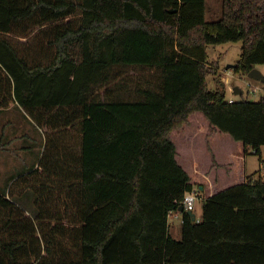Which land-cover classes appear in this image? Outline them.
Returning a JSON list of instances; mask_svg holds the SVG:
<instances>
[{"label":"trees","instance_id":"trees-1","mask_svg":"<svg viewBox=\"0 0 264 264\" xmlns=\"http://www.w3.org/2000/svg\"><path fill=\"white\" fill-rule=\"evenodd\" d=\"M207 9V0H0V111L18 105L58 133L40 168L0 192V264H264V179L238 173L251 150L264 151V97L231 102L207 52L242 42L233 72L264 64V0H222L211 21ZM43 26L55 48L47 62L8 38ZM119 67L158 72L160 90L127 100L112 88ZM233 143L237 166L217 150L228 156ZM209 164L218 185L201 172ZM201 177L200 222L184 210L174 239L169 214Z\"/></svg>","mask_w":264,"mask_h":264},{"label":"rangeland","instance_id":"rangeland-1","mask_svg":"<svg viewBox=\"0 0 264 264\" xmlns=\"http://www.w3.org/2000/svg\"><path fill=\"white\" fill-rule=\"evenodd\" d=\"M221 2L222 0H207V20L211 21L220 18ZM39 33L40 31L28 37L21 38H14L9 35L8 38L16 45L19 52L22 54L26 53L28 57L36 55L40 57L43 62H47L54 56L55 48L49 45L48 39L42 38V34ZM207 52L210 64L212 66L217 62V64H219V68L216 70H218L220 78L222 77L224 85L228 88V98H234L235 100H240L242 98L240 94L231 92L230 89L234 88V86L242 89L244 91V98L250 101H258L264 97V82L253 80L249 78L248 75H236L233 72V67L227 68L229 65H235L240 60L242 42L210 45L207 47ZM256 69L264 76V64L257 65ZM117 74L119 78L112 88L114 87L118 93L124 91L127 100L135 98L137 92L142 89L159 91L162 83L158 72L147 71L141 68L119 67ZM219 76L211 74L208 78L210 89L213 91L220 85L221 80H219ZM105 92L106 89L101 90L99 96L104 97ZM46 129L45 127L40 128L32 116L18 105L0 111V192L10 189L12 184L18 179L24 178L27 174L26 172L32 169L36 163H41L47 141L51 137L57 139L58 134H51V131H47ZM73 133L74 131L70 132L69 138L66 137V139H69L67 143L75 145L78 139L77 135ZM198 149V157L205 161L208 160L209 157L205 155L204 145L202 143L198 145ZM217 150L220 157H222L223 163L226 161H233L232 163H234L235 166H237L239 162L242 163V160H239L241 156L239 152L240 148L234 145V143L228 146V156H223L219 148H217ZM260 156L264 159V151L261 155H257L251 150L250 153L246 155L247 175H251L253 179H264V170L261 169ZM240 167L241 166L238 165L239 169ZM36 169L37 168L34 170ZM206 169H203L201 172L207 173V176L211 179L210 182L218 185L219 171L218 173L216 171L215 174V168L211 164H209ZM202 185H209V181L204 177H201L194 187L200 192V199L196 204V211L194 213L198 218L202 217L203 199L205 198V193L202 192V188L200 187ZM169 223L170 235L174 239L180 240L182 237V224L175 217H170Z\"/></svg>","mask_w":264,"mask_h":264},{"label":"crops","instance_id":"crops-1","mask_svg":"<svg viewBox=\"0 0 264 264\" xmlns=\"http://www.w3.org/2000/svg\"><path fill=\"white\" fill-rule=\"evenodd\" d=\"M80 17V15L79 14H77V15H71V16H69L65 21L66 22H69V21H72V20H74V19H78ZM47 26H43V27H37L35 30H33L32 31V34H34V33H38L41 29H45ZM12 36V35H11ZM13 37H18V38H21V37H24V36H18V35H13ZM223 81V80H222ZM236 88V86H234V88H231L230 90H231V92H233L234 94H235V92H234V89ZM242 90V89H241ZM240 95L242 96H244V91L242 90V92L240 93ZM231 99H233L234 101H238V100H235L234 98H230V100ZM12 108V107H11ZM10 109V108H9ZM42 130V129H41ZM47 130V129H46ZM189 138H191V136H188ZM216 137V136H215ZM212 142H213V144H214V138H212ZM239 166H241V164L239 165ZM35 168H39V164L38 163H36L35 164V166L32 168V169H35ZM238 173H239V176H240V178H244V176H247V160H246V157H245V160H244V164H242V166L240 167V169H238ZM248 176H251V175H248ZM252 177V176H251ZM242 178V179H243ZM172 217H175L176 219H178L179 221H180V223L182 224L183 223V212H180V211H178V212H173V216ZM169 226H170V223H169Z\"/></svg>","mask_w":264,"mask_h":264},{"label":"built area","instance_id":"built-area-1","mask_svg":"<svg viewBox=\"0 0 264 264\" xmlns=\"http://www.w3.org/2000/svg\"><path fill=\"white\" fill-rule=\"evenodd\" d=\"M231 102H234L233 99L230 100ZM200 192L194 188L193 191L188 192L185 194L184 199H183V208L186 212H192L195 213L196 211V204L198 200L200 199ZM173 216V212L169 214V218ZM195 222H200V218H198L195 215Z\"/></svg>","mask_w":264,"mask_h":264},{"label":"water","instance_id":"water-1","mask_svg":"<svg viewBox=\"0 0 264 264\" xmlns=\"http://www.w3.org/2000/svg\"><path fill=\"white\" fill-rule=\"evenodd\" d=\"M173 12V11H171ZM230 67H234V65H229L227 68H230ZM248 77L253 79V80H257V81H261V82H264V76L263 74L257 70L256 68H254L253 70H251L248 74ZM234 92L235 94H240L242 92V90L239 88V87H236L234 89ZM180 212H184V208L181 207L179 209ZM190 216H192L193 220H195V214L192 213V212H187Z\"/></svg>","mask_w":264,"mask_h":264}]
</instances>
